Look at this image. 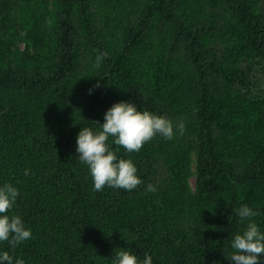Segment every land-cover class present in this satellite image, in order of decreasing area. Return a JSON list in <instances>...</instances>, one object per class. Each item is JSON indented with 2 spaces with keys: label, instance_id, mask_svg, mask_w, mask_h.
<instances>
[{
  "label": "trees",
  "instance_id": "trees-1",
  "mask_svg": "<svg viewBox=\"0 0 264 264\" xmlns=\"http://www.w3.org/2000/svg\"><path fill=\"white\" fill-rule=\"evenodd\" d=\"M121 101L185 131L131 153L109 137L142 183L95 191L77 135ZM5 183L32 236L0 242L13 264H234L242 205L264 233V0H0Z\"/></svg>",
  "mask_w": 264,
  "mask_h": 264
},
{
  "label": "clouds",
  "instance_id": "clouds-1",
  "mask_svg": "<svg viewBox=\"0 0 264 264\" xmlns=\"http://www.w3.org/2000/svg\"><path fill=\"white\" fill-rule=\"evenodd\" d=\"M106 57V52L98 54L94 66L99 68ZM104 121L98 132L87 127L81 128L76 139L78 159L88 166L95 191H102L105 186L131 191L142 183L133 162L130 159H118L116 151L110 150L109 137L114 138L115 145L131 153L139 152L157 135L172 140L177 133L183 135L185 131L183 121L174 125L166 117L146 110L138 111L132 103L123 101L107 110ZM24 174L27 176L29 173L26 170ZM150 190L155 189L152 187ZM19 195L18 189L11 183L0 186V242L6 241L13 248L32 238L31 230L25 228L20 216L7 214ZM236 215L242 222L247 221L246 229L234 235L231 240L234 251L227 258L234 264H259V257L264 255V233L252 219L258 212L248 205H242ZM113 261L114 264H141L136 255L126 250L117 251ZM0 264H13V257L7 251L3 252L0 254ZM15 264L25 262L16 259ZM142 264H152L151 256L145 254Z\"/></svg>",
  "mask_w": 264,
  "mask_h": 264
},
{
  "label": "rangeland",
  "instance_id": "rangeland-1",
  "mask_svg": "<svg viewBox=\"0 0 264 264\" xmlns=\"http://www.w3.org/2000/svg\"><path fill=\"white\" fill-rule=\"evenodd\" d=\"M191 185L194 186V179L191 180Z\"/></svg>",
  "mask_w": 264,
  "mask_h": 264
}]
</instances>
